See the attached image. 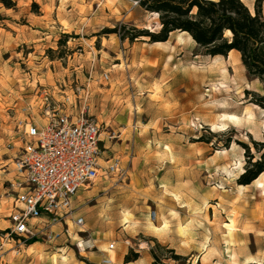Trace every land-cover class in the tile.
I'll list each match as a JSON object with an SVG mask.
<instances>
[{
  "label": "rangeland",
  "instance_id": "obj_1",
  "mask_svg": "<svg viewBox=\"0 0 264 264\" xmlns=\"http://www.w3.org/2000/svg\"><path fill=\"white\" fill-rule=\"evenodd\" d=\"M14 1L13 8L0 3V173H9L19 145L18 122L46 121L44 89L61 108L66 94L65 108L86 105L97 119L103 167L74 198V217L84 224L69 222V234L52 240L41 236L29 245L2 237L11 199L0 196V264H101L111 243V264H126V255L156 243L159 259L169 263L168 249L185 256L184 264L264 258V211L249 212L252 203L264 208V174L248 185L236 182L246 161L243 145L253 152L252 140L264 139V109L246 92L264 94V83L247 74L240 55H206L179 31L166 43L121 39L133 26L160 29L146 10L142 26L97 1ZM114 27L117 32L101 33ZM207 67L240 78L227 84L217 76L215 89L188 79L189 70ZM113 156L119 169L110 173ZM89 239L93 248L78 247Z\"/></svg>",
  "mask_w": 264,
  "mask_h": 264
},
{
  "label": "built area",
  "instance_id": "obj_2",
  "mask_svg": "<svg viewBox=\"0 0 264 264\" xmlns=\"http://www.w3.org/2000/svg\"><path fill=\"white\" fill-rule=\"evenodd\" d=\"M103 77L107 79L108 74ZM42 97L46 121L18 122L19 145L11 157L12 175L5 179L2 193L11 199L10 224L2 237L22 244L41 236L52 240L62 232L69 234V222L81 227L84 218L74 217V198L99 177L103 167L100 125L87 106L79 103L73 112L65 108L64 103L70 101L66 94L63 108L45 89ZM118 169L119 159L109 158L106 171ZM56 225L63 230L55 231ZM82 242L78 247L83 251L95 246L90 239ZM113 249L111 243L101 264L112 263L108 252Z\"/></svg>",
  "mask_w": 264,
  "mask_h": 264
},
{
  "label": "trees",
  "instance_id": "obj_3",
  "mask_svg": "<svg viewBox=\"0 0 264 264\" xmlns=\"http://www.w3.org/2000/svg\"><path fill=\"white\" fill-rule=\"evenodd\" d=\"M150 13H157L160 22L158 31L133 26L130 33L119 35L121 39L133 42L135 39L147 38L148 42H163L174 31L188 33L193 41L210 56H226L236 50L247 74L264 83V14L261 12L262 0H255L254 10L251 12L242 0H132ZM6 8L16 5L14 0H0ZM37 7L36 3H32ZM125 26H120V29ZM119 27L104 28L101 33L117 32ZM68 34H64L65 42ZM251 95L250 101L264 109V94L246 91ZM252 152L248 145L245 147L247 155L243 171L236 179L239 185H248L264 173V139L252 140ZM32 239L27 242H35ZM150 249L154 264H184L186 257L170 252L169 258L173 263L159 259L156 248ZM138 253L132 257L125 256V263L136 260Z\"/></svg>",
  "mask_w": 264,
  "mask_h": 264
},
{
  "label": "crops",
  "instance_id": "obj_4",
  "mask_svg": "<svg viewBox=\"0 0 264 264\" xmlns=\"http://www.w3.org/2000/svg\"><path fill=\"white\" fill-rule=\"evenodd\" d=\"M90 1L91 2L97 1L99 3L98 6H100V4L103 3L105 6L110 7L111 9H113V7H114L118 12H126L127 14L125 16H126L127 20H132V21H135V24L137 22L139 25L145 26V21L142 19V17H143L142 12H143L144 9L141 8L138 4H135V1H132V0H90ZM242 2L248 7V9L251 12H253L255 0H242ZM261 12H262V14H264V0H262V3H261ZM150 14H153V15H155L158 18V14H155V13H150ZM179 33L186 34V36L188 38V35H187L188 33H186V32H179ZM167 41L168 40L163 41V42H158V43H166ZM231 52H235L236 54L240 55L239 52L236 51V50H232ZM160 62H162V61H160ZM160 62H159V64H160ZM189 72H190V70H189ZM179 73H180V71H178L176 69L173 70V75L174 76L178 75ZM9 168H10L9 173H7V174L0 173V195L1 196H2L1 192H3V190H4V181H5V179L9 178L12 175L11 166ZM2 171H5V170H2ZM7 176H9V177H7ZM2 178H4V179H2ZM9 223H10V221H9ZM36 243H39V241L36 240L35 242H33V243L29 244V245H33V244H36ZM149 251L150 250H149V247H148V244H147V250L143 249V251H140V253L138 255V258L136 260H133V261L128 262L126 264H154L153 263V257H152V255H151V253ZM109 252H108V255H109V257L111 258V260L113 262L116 259L115 258V254L114 253L110 254ZM106 255L107 254H105V256ZM122 257H123V254H122ZM122 257L121 256L117 257L118 262L121 261ZM2 259L3 258L0 259V262H1ZM257 264H264V258H261L260 255H257Z\"/></svg>",
  "mask_w": 264,
  "mask_h": 264
},
{
  "label": "bare ground",
  "instance_id": "obj_5",
  "mask_svg": "<svg viewBox=\"0 0 264 264\" xmlns=\"http://www.w3.org/2000/svg\"><path fill=\"white\" fill-rule=\"evenodd\" d=\"M188 35V38L189 39H191L192 41H193V39L191 38V36L189 35V34H187ZM229 53H231V51L229 52ZM190 69V68H189ZM192 76L194 77L195 76V78H198V82L199 83H204V82H207V81H209V82H212L211 84H212V87L215 89L216 88V86H215V84L213 83V81H215L216 79H215V77H217V76H220V78L223 80V82L224 83H231V82H234V81H237V80H239V76L238 75H236V76H233L234 78H231V76L229 75V73L228 72H225V71H221L220 70V72H218V70L216 69V68H212V67H207V68H203L202 70H196V71H190V73L188 74V79L192 82ZM230 87V86H229ZM223 117H225L227 120H231V121H233V122H238L239 121V119H240V117L238 116V115H236V114H234V113H225V114H223L222 115ZM262 174H264V173H262ZM261 174V175H262ZM260 175V176H261ZM259 176V177H260ZM258 177V178H259ZM258 178L257 179H255V180H258ZM244 187V186H243ZM262 192H260V194L261 193H264V190H261ZM262 209H264V208H262V205L259 203V202H257V203H252L250 206H249V212H250V214L253 216V217H256L257 215H260V214H262V211H264V210H262ZM258 219L260 220V221H262V218L261 217H259L258 216ZM150 220H151V222H152V218L150 217ZM83 244V242L82 241H80L79 242V245H82Z\"/></svg>",
  "mask_w": 264,
  "mask_h": 264
},
{
  "label": "water",
  "instance_id": "obj_6",
  "mask_svg": "<svg viewBox=\"0 0 264 264\" xmlns=\"http://www.w3.org/2000/svg\"><path fill=\"white\" fill-rule=\"evenodd\" d=\"M135 3H137V2H135Z\"/></svg>",
  "mask_w": 264,
  "mask_h": 264
}]
</instances>
